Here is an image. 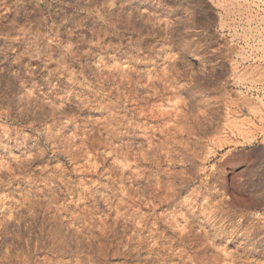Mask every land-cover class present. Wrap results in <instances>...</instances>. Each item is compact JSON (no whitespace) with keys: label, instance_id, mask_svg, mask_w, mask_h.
Returning <instances> with one entry per match:
<instances>
[{"label":"rangeland","instance_id":"1","mask_svg":"<svg viewBox=\"0 0 264 264\" xmlns=\"http://www.w3.org/2000/svg\"><path fill=\"white\" fill-rule=\"evenodd\" d=\"M0 264H264V0H0Z\"/></svg>","mask_w":264,"mask_h":264}]
</instances>
